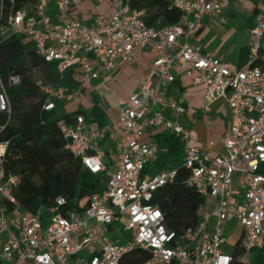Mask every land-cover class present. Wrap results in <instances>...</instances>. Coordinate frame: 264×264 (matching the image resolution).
Here are the masks:
<instances>
[{
    "label": "built area",
    "instance_id": "2783aa9c",
    "mask_svg": "<svg viewBox=\"0 0 264 264\" xmlns=\"http://www.w3.org/2000/svg\"><path fill=\"white\" fill-rule=\"evenodd\" d=\"M51 1L55 19L46 11ZM85 1L37 0L29 10L10 11L0 25V30L28 37L36 55L54 63L60 78L72 71L73 87L34 80L44 94L45 111L54 109L56 101L79 97L99 74L112 71L117 61H128L136 48L150 47L154 58L137 89L116 107L115 127L123 140L113 170L96 143L100 130L87 126L82 113L56 122L64 148L84 170L102 177L101 190L85 202L65 209L66 199L59 196L47 208L24 212L14 195L19 178L5 175L2 167L7 142L0 143V234L6 233L0 264H121L133 248L148 252L144 264H250L253 250L264 249V55L259 54L264 49V0L248 27L252 44L242 67L191 42L203 21L220 11L219 0H165L180 11L179 20L167 25L148 23L147 9L132 7L130 0L85 24L70 15L71 8ZM176 72L202 88L203 111L218 100L226 104L229 125L222 153L189 143L190 129L181 121L186 108L165 88ZM9 110L6 94H0V111ZM149 129L169 132L182 143L186 182L203 200L192 227L168 228L162 211L152 204L154 193L175 180L177 169L142 175L159 152L156 143L144 139ZM232 219L242 230L228 252L225 230ZM115 223L123 227L115 228Z\"/></svg>",
    "mask_w": 264,
    "mask_h": 264
},
{
    "label": "trees",
    "instance_id": "16d2710c",
    "mask_svg": "<svg viewBox=\"0 0 264 264\" xmlns=\"http://www.w3.org/2000/svg\"><path fill=\"white\" fill-rule=\"evenodd\" d=\"M36 3L37 0H0V25L5 23L10 11L29 10ZM130 5L146 8L150 24L159 20L158 25H167L176 23L180 18V11L165 0H130ZM203 29L204 26H201L196 35ZM248 54V48H240L237 67L249 61ZM259 54L264 55V49H260ZM256 60L252 59L253 65ZM26 65L41 67L44 82L69 87L76 85L72 71L65 72L60 78L54 63L44 62L36 55L28 37L23 34H11L5 38L0 36V84L10 107L9 112L0 111V143L7 142L2 167L5 175L13 174L19 178L14 195L24 212L34 213L40 206L47 208L59 196L66 199L65 209H70L78 200L85 202L91 194L100 191L102 177L84 170L80 162L64 148L56 122L75 113H82L86 120L89 117L81 109L59 113L57 101L54 109L45 111L42 108L44 94L35 85V79L27 74ZM14 76L18 78L15 83L11 81ZM172 84L180 86V81L175 79ZM90 114L93 121H100L104 117L102 109L95 102ZM155 137L159 145L166 143L170 153L181 149L180 140L172 134L160 132ZM175 161V180L154 193L152 204L162 211L167 227L179 231L197 223L203 200L186 182L189 172L181 165V160ZM163 166L164 163L160 164V168ZM147 174L145 167L142 175ZM148 255L145 250L133 248L123 256L121 264H144ZM232 264L242 263L234 260ZM250 264H264V249L253 250Z\"/></svg>",
    "mask_w": 264,
    "mask_h": 264
},
{
    "label": "crops",
    "instance_id": "0c3cea01",
    "mask_svg": "<svg viewBox=\"0 0 264 264\" xmlns=\"http://www.w3.org/2000/svg\"><path fill=\"white\" fill-rule=\"evenodd\" d=\"M219 2L221 5L220 10L227 9L230 7V0H219ZM119 5L120 2L119 4L112 5L109 4L107 0H96V2H94L93 0H89L81 3L80 5L74 8H71L70 15L78 18L81 22L85 24H89L92 22V18L95 15L99 13L109 14L113 12ZM242 6L246 11L254 13V17L256 16V14L259 13V0H242ZM214 16H210L208 17V19H212L214 18ZM51 17L52 19L56 18L55 15H51ZM208 19H206L205 22L200 25V27L204 26L202 32L198 35H195V37L191 39V42L195 44H200L206 52L219 57L220 59L226 61L229 65L233 67L237 66L240 48L238 50L236 49L237 56L233 62L232 59H230L231 58L230 55L226 52L227 51L225 48L226 42L214 38V33L211 30L207 31L204 34V30L206 28V23L208 22ZM249 26L250 24H248L247 26V32ZM136 49L140 50L138 52H135L136 57L139 56L141 63L142 64L144 63L143 64L144 66L141 69V72L138 76L139 77L138 82H139V80L147 73L148 69L150 68L152 60L154 58V54H153V50L147 46H142ZM132 57H131V61L130 59L128 60L130 63L131 62L133 63L134 61ZM248 58H249V54H248ZM123 62L126 61H117V65L112 71L108 73H101L97 78H104V81L107 82L110 81V78L113 77V75L116 73V70L118 71V67L121 64H123ZM132 65H134V68H136L135 62ZM176 79L180 81V86L171 83L165 86V88L172 97L178 98L181 102H183L186 108V112L182 116L181 121L184 126L190 129L191 134H190L189 143L197 147L208 149L212 154L222 153L223 152L222 136L224 132L227 130L229 125V111L226 104L224 103L223 100H218L210 105L208 111H203L200 108L201 103L204 101L202 88L199 86L190 85L179 72H176ZM138 82L136 84L134 91L137 89ZM98 91H100V89L96 90V92ZM89 92H90V87L85 88L81 91V94L79 96H81L83 93L89 94ZM97 96H98L97 99L100 102L98 105L102 109L104 117L100 121H93L92 115L90 114V110H89V112L87 113L89 118L88 120H86L87 126H93L100 130L102 136L96 141V143L103 151V158L105 157L106 154H108L109 157L113 161H115L116 155L119 152V148L123 140L122 134L115 127L116 107L121 103L116 104L112 108H108L104 104V96L101 95L99 92L97 93ZM90 100L92 103L91 104L92 107L93 98H91ZM70 112H74V111H70ZM160 132L165 133V131L162 130L149 129L144 134V139L154 142L158 145V147H160L159 143L157 142V138L155 137V134ZM163 145L167 148L166 143H164ZM164 161L166 162L167 160ZM158 169H165V166L160 168L159 165L156 170ZM5 240H6V233H1L0 247L5 242Z\"/></svg>",
    "mask_w": 264,
    "mask_h": 264
},
{
    "label": "rangeland",
    "instance_id": "374dc122",
    "mask_svg": "<svg viewBox=\"0 0 264 264\" xmlns=\"http://www.w3.org/2000/svg\"><path fill=\"white\" fill-rule=\"evenodd\" d=\"M93 1L96 2V0ZM107 1L109 2V4L116 5L119 4V2H121L122 0ZM46 11L49 16H57V9L52 1L47 6ZM205 20L203 21V23L205 22ZM253 21L254 13L246 11L244 9V7L242 6V0H230L229 8L220 10V12L216 14L214 18L208 19L204 34L207 31L211 30L214 33V38L226 42V52L230 55V59H232V61L234 62L237 56V50L242 47L249 48V46L252 44L251 38L247 32V26L248 24H252ZM10 35V30H0V36L2 38L8 37ZM138 51L140 50H134L132 56L135 54V52ZM132 58L134 59L133 63H136V68H134L135 64L132 65V62H123V64L118 67V71L116 70V73L112 78H110V81H104V78H97L92 80L91 84L89 85V94L83 93L81 96L76 97L72 101L68 102L57 101L58 112H69L81 109L84 112L88 113L92 104L90 100L91 98H93V102L97 104L100 103L97 99L98 92L104 96V104L108 108H112L116 104L124 102L134 91L138 82V76L144 66V63H141L139 56L136 57L135 54ZM25 69L27 74L34 79L41 78L42 76L41 67H31L26 65ZM95 89H100V91L96 92ZM4 93V88L0 85V94H3L5 97ZM165 133L168 135L170 134L169 132ZM179 145H182V143L180 142ZM182 157V146L181 149H176L172 151V153H170L167 151V148L163 144H161L156 157L146 164L148 174H152L153 172H155L160 163H164L165 168H172L174 163L176 162L175 160H181ZM164 160L167 161L165 162ZM103 161L107 164L109 170H113L114 161L109 157L108 154L105 155ZM103 181H106V177L103 178ZM113 227L121 229L123 225L121 223H115ZM241 230L242 226L235 219H232V221H230L229 225L226 227L225 235L228 243V252L232 250L235 242L238 240ZM126 240L127 237H124L121 243L126 242Z\"/></svg>",
    "mask_w": 264,
    "mask_h": 264
}]
</instances>
